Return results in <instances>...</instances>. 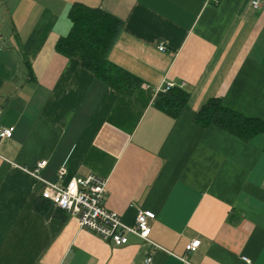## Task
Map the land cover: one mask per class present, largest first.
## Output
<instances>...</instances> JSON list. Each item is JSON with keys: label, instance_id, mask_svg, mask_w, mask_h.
Wrapping results in <instances>:
<instances>
[{"label": "crops", "instance_id": "crops-1", "mask_svg": "<svg viewBox=\"0 0 264 264\" xmlns=\"http://www.w3.org/2000/svg\"><path fill=\"white\" fill-rule=\"evenodd\" d=\"M253 1L0 0V129L14 127L0 140V264H264V130L243 140L195 120L219 98L264 122V0ZM75 3L122 21L107 60L140 82L132 95L57 51ZM168 84L189 94L176 116L155 104ZM40 160L49 182L61 168L63 182L105 178L104 205L127 224L154 212L157 247L80 227L40 196Z\"/></svg>", "mask_w": 264, "mask_h": 264}, {"label": "trees", "instance_id": "trees-1", "mask_svg": "<svg viewBox=\"0 0 264 264\" xmlns=\"http://www.w3.org/2000/svg\"><path fill=\"white\" fill-rule=\"evenodd\" d=\"M68 15L71 29L57 41V51L78 57L82 66L97 78L122 94L132 95L140 82L107 60L122 21L101 8L81 3H75ZM188 98L187 92L174 87L158 94L155 104L164 112L176 116L187 105ZM195 120L201 126L216 125L243 140H250L264 130L262 120L245 117L223 106L219 98H209L196 113Z\"/></svg>", "mask_w": 264, "mask_h": 264}, {"label": "built area", "instance_id": "built-area-1", "mask_svg": "<svg viewBox=\"0 0 264 264\" xmlns=\"http://www.w3.org/2000/svg\"><path fill=\"white\" fill-rule=\"evenodd\" d=\"M217 1V0H216ZM253 6L258 7L260 0H254ZM159 50L164 47L159 44ZM173 84H168L163 90H168ZM14 127L8 126L0 129V140L11 137ZM46 165V160H40L36 163L31 172L42 183L43 189L40 196L50 202L54 207L67 212L75 218L80 227L87 228L104 240L112 242L114 245H122L128 242V235L133 234L142 240L154 244L149 238L151 228L149 219L155 217L154 212L149 210H138L135 220L132 224L122 221L120 215L107 208L104 205L106 198V179L96 174H88L84 178L72 177L63 182L65 169L59 170V182H49L39 177L37 172ZM200 244L199 239H193L185 245V252L195 251ZM157 247V246H156ZM181 264H192L184 255L178 256ZM245 261L248 259L243 257ZM150 261V257L146 262Z\"/></svg>", "mask_w": 264, "mask_h": 264}]
</instances>
